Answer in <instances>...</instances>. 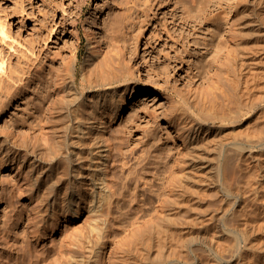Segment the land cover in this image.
I'll use <instances>...</instances> for the list:
<instances>
[{
    "label": "rangeland",
    "instance_id": "1",
    "mask_svg": "<svg viewBox=\"0 0 264 264\" xmlns=\"http://www.w3.org/2000/svg\"><path fill=\"white\" fill-rule=\"evenodd\" d=\"M241 4L0 0L8 33L0 36V264H179L204 254L211 239L223 243V183L210 159L184 147L179 118L188 106L205 116L241 104L235 124L243 127L264 111V0ZM96 13L94 51L110 57L122 45L139 75L135 100L144 89L162 95L150 92L137 108L128 95L117 118L105 117L101 166L92 120L67 129L77 104L62 92L72 55L80 67L89 52ZM117 21L122 29L112 41ZM79 144L84 158L67 163L66 149ZM73 165L83 166L76 180ZM100 169L98 198L74 190Z\"/></svg>",
    "mask_w": 264,
    "mask_h": 264
},
{
    "label": "bare ground",
    "instance_id": "2",
    "mask_svg": "<svg viewBox=\"0 0 264 264\" xmlns=\"http://www.w3.org/2000/svg\"><path fill=\"white\" fill-rule=\"evenodd\" d=\"M233 2L237 7L239 4L243 6L242 0ZM95 15L92 23L94 28L89 35V52L80 67L77 55H72L66 68L68 76L66 88L63 86L62 92L65 91L71 97V103L75 101L74 104H77L76 113L75 111L72 113L73 124L76 125L69 123L67 129L72 127L81 130L82 120H92L93 125L89 128L96 131L98 151L95 156L98 158V165L101 166L105 165L109 149L105 135V117L112 120L124 111L126 97L135 96L134 82L138 80L139 75L123 59L125 49L121 47L122 45L115 44L110 57H101L94 51L95 38L92 36L98 34L96 23L98 14ZM120 27V21L111 24L112 41H119L118 32L122 29ZM0 36L4 39L8 37L6 21L0 20ZM132 36L135 44L138 34L133 33ZM5 63V58L0 56V70L4 68ZM145 71L147 77H153L149 70ZM150 92L161 94L156 90L144 89L138 100H135V97L132 99L134 101L131 107L147 105L152 96ZM156 99L159 98L154 97L151 101L154 102ZM261 109L264 110V103ZM241 110L242 105L239 104L235 111L207 112L208 114L204 116L198 108L188 106L179 118L186 127L182 136L186 142L184 147L198 152L195 154L198 155L196 157H206L213 162L215 175L223 183L225 200L223 243L217 244L211 239V244L202 248L204 254L190 255L187 259H181L179 264H264V111L250 116L243 127H238L235 123L240 119ZM82 113H85L86 118L82 119ZM207 130L221 135L217 140H211L207 132L204 133ZM214 143L215 147L212 148ZM72 144L74 142L69 143L71 146ZM63 156L67 163L72 164L76 158V160L84 158V147L81 144L73 148L68 147ZM74 156L76 158H73ZM76 166H71L72 170L76 171L73 175L76 177L75 180L80 178V169L83 167ZM102 172L100 169L91 175L90 179L78 180L74 184V190L79 194L80 189L88 188L91 197L98 198L100 190L103 189V181L101 184L96 182L101 180L99 176ZM68 183L74 182L71 180ZM77 198L80 196L77 195ZM77 215L78 210H73V216Z\"/></svg>",
    "mask_w": 264,
    "mask_h": 264
}]
</instances>
